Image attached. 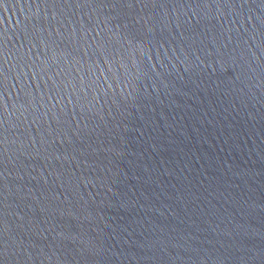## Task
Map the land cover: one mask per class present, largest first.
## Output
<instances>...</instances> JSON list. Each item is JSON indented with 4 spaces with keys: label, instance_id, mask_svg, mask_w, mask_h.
I'll return each mask as SVG.
<instances>
[{
    "label": "water",
    "instance_id": "water-1",
    "mask_svg": "<svg viewBox=\"0 0 264 264\" xmlns=\"http://www.w3.org/2000/svg\"><path fill=\"white\" fill-rule=\"evenodd\" d=\"M0 264H264V0H0Z\"/></svg>",
    "mask_w": 264,
    "mask_h": 264
}]
</instances>
